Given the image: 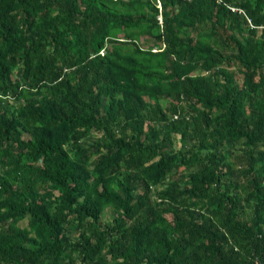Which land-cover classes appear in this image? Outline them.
Wrapping results in <instances>:
<instances>
[{
	"label": "trees",
	"instance_id": "obj_1",
	"mask_svg": "<svg viewBox=\"0 0 264 264\" xmlns=\"http://www.w3.org/2000/svg\"><path fill=\"white\" fill-rule=\"evenodd\" d=\"M257 263L264 0H0V264Z\"/></svg>",
	"mask_w": 264,
	"mask_h": 264
},
{
	"label": "rangeland",
	"instance_id": "obj_2",
	"mask_svg": "<svg viewBox=\"0 0 264 264\" xmlns=\"http://www.w3.org/2000/svg\"><path fill=\"white\" fill-rule=\"evenodd\" d=\"M140 43L141 45H143L144 47H150L151 44H152V41L150 39H148L146 36L142 37L141 40H140ZM180 142H178L179 144ZM244 149V145H243V141H240L237 143L236 145V152L237 153H242V150ZM112 215H113V212L108 210L105 212L104 216H103V221L104 222H110L111 219H112ZM21 225L23 227H26L28 225V222L27 221H24L21 223Z\"/></svg>",
	"mask_w": 264,
	"mask_h": 264
},
{
	"label": "built area",
	"instance_id": "obj_3",
	"mask_svg": "<svg viewBox=\"0 0 264 264\" xmlns=\"http://www.w3.org/2000/svg\"><path fill=\"white\" fill-rule=\"evenodd\" d=\"M184 1H187V2H192L193 0H184ZM219 3H222V0H217ZM229 8L232 10V11H238L240 14L244 15L245 17H247V14L244 10L242 9H238V8H235V7H232V6H229ZM162 19V18H161ZM259 264V263H257Z\"/></svg>",
	"mask_w": 264,
	"mask_h": 264
}]
</instances>
